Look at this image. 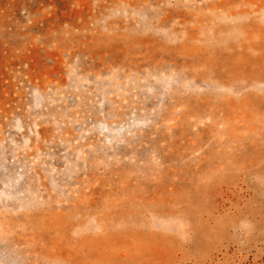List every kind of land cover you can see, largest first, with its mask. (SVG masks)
Segmentation results:
<instances>
[{
  "label": "rangeland",
  "instance_id": "1",
  "mask_svg": "<svg viewBox=\"0 0 264 264\" xmlns=\"http://www.w3.org/2000/svg\"><path fill=\"white\" fill-rule=\"evenodd\" d=\"M0 264H264V0H0Z\"/></svg>",
  "mask_w": 264,
  "mask_h": 264
}]
</instances>
